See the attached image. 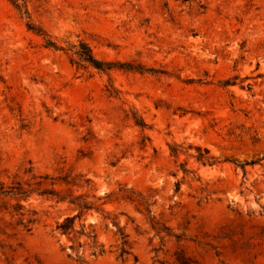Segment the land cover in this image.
Masks as SVG:
<instances>
[{
  "label": "rangeland",
  "instance_id": "obj_1",
  "mask_svg": "<svg viewBox=\"0 0 264 264\" xmlns=\"http://www.w3.org/2000/svg\"><path fill=\"white\" fill-rule=\"evenodd\" d=\"M17 2L27 16L0 0V264H264V0ZM28 22L145 72L77 68ZM43 190L98 210L64 232L78 210Z\"/></svg>",
  "mask_w": 264,
  "mask_h": 264
},
{
  "label": "trees",
  "instance_id": "obj_2",
  "mask_svg": "<svg viewBox=\"0 0 264 264\" xmlns=\"http://www.w3.org/2000/svg\"><path fill=\"white\" fill-rule=\"evenodd\" d=\"M11 3L21 16L28 15L25 6L19 4L17 0H11ZM26 27L29 31H31L38 37L42 38L45 48L66 54L68 56V60L70 64L76 66L77 68H81V69L93 68L99 72H108L113 68L125 69L127 71L137 72L140 74L145 72V70L140 66H133L131 64H116V63L106 62L97 59L92 53L87 43H85L83 40H78L76 44H72L65 41L63 46H59L50 38H48V36L40 28L34 26L32 23L30 22L26 23ZM134 123L136 126H138L141 129L146 128V124L140 119H135ZM196 159L197 161L206 164V163H211L213 157L208 155L207 150H203V153L201 151L199 152ZM239 165L244 170L245 166L248 165V163L247 162H244L242 164L239 163ZM27 193L28 191H24L20 187H18L15 192L16 195H19L20 197L23 198L26 197ZM41 194L51 195L52 197H56L58 201H64L68 199L69 203L75 206L76 209L78 210V214L76 216L72 218H65L64 221L60 225H58V228L64 232L71 230L73 227L74 220L76 218H79L85 211L91 209L98 210V207H94L93 204L86 202L82 197L72 198L71 195L61 196L59 195L58 192H55L53 190H43ZM22 209L23 207L20 205L15 206V211H20ZM28 223H30V221H28ZM26 227H27L26 230L29 231L30 229L28 228V226ZM124 238L125 237H122L123 240L122 245L126 246L127 242L126 240H124ZM124 253H128V252L125 250H121V254ZM178 261L180 264H187L184 260H178Z\"/></svg>",
  "mask_w": 264,
  "mask_h": 264
}]
</instances>
